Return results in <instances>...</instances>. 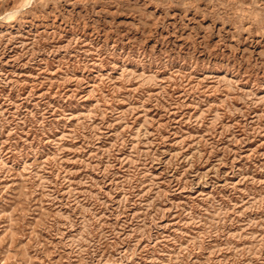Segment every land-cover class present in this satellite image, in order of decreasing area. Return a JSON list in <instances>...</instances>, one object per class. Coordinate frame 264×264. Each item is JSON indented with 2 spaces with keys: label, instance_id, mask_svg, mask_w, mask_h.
<instances>
[{
  "label": "rangeland",
  "instance_id": "1",
  "mask_svg": "<svg viewBox=\"0 0 264 264\" xmlns=\"http://www.w3.org/2000/svg\"><path fill=\"white\" fill-rule=\"evenodd\" d=\"M0 264H264V0H0Z\"/></svg>",
  "mask_w": 264,
  "mask_h": 264
}]
</instances>
